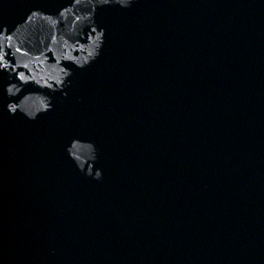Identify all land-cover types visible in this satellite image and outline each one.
I'll list each match as a JSON object with an SVG mask.
<instances>
[{"label":"water","instance_id":"95a60500","mask_svg":"<svg viewBox=\"0 0 264 264\" xmlns=\"http://www.w3.org/2000/svg\"><path fill=\"white\" fill-rule=\"evenodd\" d=\"M71 3L0 0V264H264V0L101 6L84 68L90 28L27 16ZM13 82L53 108L10 114Z\"/></svg>","mask_w":264,"mask_h":264},{"label":"clouds","instance_id":"9594fccd","mask_svg":"<svg viewBox=\"0 0 264 264\" xmlns=\"http://www.w3.org/2000/svg\"><path fill=\"white\" fill-rule=\"evenodd\" d=\"M133 4V0H72V3L68 6L61 7L58 14H49L39 9H32L30 13L27 14L29 19H32L36 16L42 17L44 21L51 22L53 26V31H55V25L64 22V30L69 35L78 34L79 32H84L83 30L87 27L90 28L88 35L95 33V40L92 42L90 49L85 55L83 51H80L79 55L67 56L68 59L73 61V64L77 67L84 68L89 65L92 61L99 57L101 54V49L104 44L105 32L106 30L102 27H99L95 21L96 10L105 5H118L121 8H129ZM3 26V24H0ZM61 40L64 41V46L68 47L70 41L68 36H61ZM53 40H56V37L53 36ZM72 50H75V46H72ZM3 59L2 54H0V60ZM6 63H0V70L6 68ZM27 66V65H25ZM72 75L71 71H66L63 74L62 78H57L55 86L48 85L47 88L52 91H62L64 95H67L66 91H63L67 85L71 83L68 79ZM29 77H26L23 73H20V80L26 81ZM47 83V81H45ZM42 88V89H43ZM22 91L21 86L13 82L6 86L5 92L6 95L10 98L6 107L9 110L10 114H16L19 110L25 117L30 120H35L39 117L40 114L50 111L53 108L52 96L46 94L43 91H35L34 95H40L43 98L42 107L33 108L30 104L32 96L26 94L20 95ZM86 145L87 149L80 151L77 150L76 145ZM69 155L74 159L78 168L85 172L86 175L92 176L93 179L100 180L103 177V170L101 168L95 167V161L97 160L98 153L95 145L93 143H82L79 139H73L71 144L67 147ZM87 165V168H85Z\"/></svg>","mask_w":264,"mask_h":264}]
</instances>
